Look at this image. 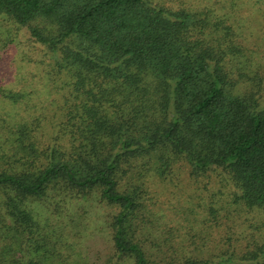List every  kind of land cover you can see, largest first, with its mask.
Segmentation results:
<instances>
[{"label":"trees","instance_id":"16d2710c","mask_svg":"<svg viewBox=\"0 0 264 264\" xmlns=\"http://www.w3.org/2000/svg\"><path fill=\"white\" fill-rule=\"evenodd\" d=\"M242 35L217 0H0V264H264V52ZM189 181L163 208L157 184Z\"/></svg>","mask_w":264,"mask_h":264},{"label":"rangeland","instance_id":"374dc122","mask_svg":"<svg viewBox=\"0 0 264 264\" xmlns=\"http://www.w3.org/2000/svg\"><path fill=\"white\" fill-rule=\"evenodd\" d=\"M211 0H173V5L178 6L179 4H182L186 7H191L194 9L195 7H204L205 5L209 4ZM219 6H224L230 13V17L234 20V23L238 26L239 30L243 32V39L244 41L252 46L254 49H257L258 51L264 52V0H217ZM238 2H241V12L236 13L234 10L235 7L238 6ZM218 11H221V9H218ZM18 40V39H17ZM20 53V52H19ZM13 56L18 57V54L15 53ZM21 71V69H19ZM22 72V71H21ZM11 81H14V83H9ZM7 87H26V88H32L35 87L33 85H26L21 84L19 82L18 78H15V80H9L4 83ZM191 181H189L186 185L182 184V187L179 189V187H173L169 184H167L166 188H162L161 184H157L159 188L160 193V199L159 202L162 203L163 208H173L180 210L181 208H184L185 206H191L194 204L197 199L195 198H189L188 194L192 192L194 193V190L196 189L195 184H190ZM200 191V189H199ZM197 190V192H199ZM203 194H206V190L201 191ZM194 197V196H193ZM104 210V209H103ZM101 211V209H100ZM99 210H96V208H92L91 214L88 215L89 219L94 220L93 225H89V229L87 230V234L83 237L82 240L76 245L75 252L82 254V252L88 251L90 248L88 247V243H85V240L88 237V234L95 233V222L97 219H99ZM167 210V215H170ZM99 213V214H98ZM183 215L178 214L177 216H173L172 219L169 221V219H166V225L174 235L183 234L186 231H184V227H192L189 228L192 231L196 227V223L193 220H182ZM175 218H179L177 221ZM228 223V221H227ZM257 226L263 225V221L258 220ZM88 225V222H87ZM166 228V226H165ZM262 232H264V227L261 228ZM104 234L99 235L96 234L94 237L96 245V248L102 249L105 244L104 240L106 237H103ZM258 235H260L258 233ZM257 235V236H258ZM212 245L211 247H213Z\"/></svg>","mask_w":264,"mask_h":264}]
</instances>
